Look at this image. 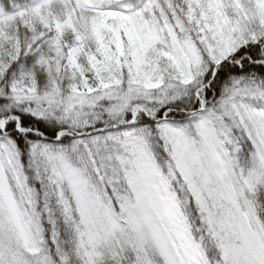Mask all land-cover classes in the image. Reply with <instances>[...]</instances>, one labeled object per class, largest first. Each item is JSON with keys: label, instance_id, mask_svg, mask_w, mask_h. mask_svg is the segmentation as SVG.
<instances>
[{"label": "snow or ice", "instance_id": "snow-or-ice-1", "mask_svg": "<svg viewBox=\"0 0 264 264\" xmlns=\"http://www.w3.org/2000/svg\"><path fill=\"white\" fill-rule=\"evenodd\" d=\"M0 264H264V0H0Z\"/></svg>", "mask_w": 264, "mask_h": 264}]
</instances>
